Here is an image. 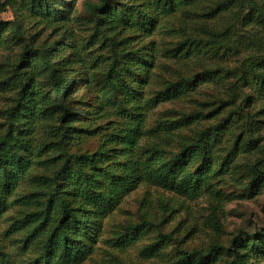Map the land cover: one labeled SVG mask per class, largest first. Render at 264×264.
<instances>
[{
  "label": "trees",
  "instance_id": "1",
  "mask_svg": "<svg viewBox=\"0 0 264 264\" xmlns=\"http://www.w3.org/2000/svg\"><path fill=\"white\" fill-rule=\"evenodd\" d=\"M190 1H84V12L92 28L90 39L110 50L108 70L104 73L108 88L105 93L123 105L126 122L112 132L102 134V144L95 153L79 154L67 150V146L76 138L75 118L67 101L74 77L66 75V59L58 55L71 52L75 62L84 69L85 65L79 60V49L74 48L69 31L65 29L68 17L52 0H34V6L43 16L39 22L59 25L64 30L54 28L61 32L59 37L47 41L41 39L39 32L25 28L21 21L3 20L1 14L8 10L12 1L0 0V48L10 53L18 50L12 73L1 82L2 90L8 94L13 91V94L9 104L0 110L3 120L0 124V205L7 208L10 196L16 194L15 200L25 207L24 215L13 223V227L26 229V245L42 247L35 264L82 260L86 254L83 250L90 248L84 244L80 246L76 239L96 225L95 218L100 209L109 208L121 191L133 186L137 180L187 193L191 199L207 193L217 204H221L224 196L214 180L230 169L235 173L240 172L243 167L238 163L233 165V159L239 153L247 152L253 155L254 161L247 164L249 180L242 188L254 192L264 188V109H249L248 96L244 98L247 100L244 109L231 107L227 115L202 129L198 128L202 120L221 117V111L228 105L233 106L236 97L229 95L208 111H194L183 119L150 129H142V114L132 115L128 112L136 104L133 101V80L128 78L134 73L138 77L141 68L148 66L147 71L145 69L147 73L151 68L142 57L141 49H130L132 45L128 33L152 32L159 15L173 14L178 8L186 9ZM235 2H239L238 17L241 15L245 28L253 27L249 33L256 48L254 52L260 51L262 55L241 69L239 78L242 84L253 87V99L264 101V0H218L214 10H227ZM210 34L211 37L205 39L188 35L187 39L181 41L180 47L221 49L231 45L228 28L223 31L210 30ZM232 72L230 68L217 66L205 69L203 74L205 79L218 81L227 79ZM202 80L199 73L179 77L159 90L150 101L156 104L178 98ZM230 126L234 128L235 137L231 147L222 157L214 156L212 141L217 140ZM40 130L44 131L43 135H40ZM171 142L179 145L177 151L169 149ZM113 148L120 150L111 158L115 166H100L99 163L110 159L108 153ZM41 166L48 169L59 166V169L52 179L47 176L31 177ZM29 175L27 184L34 190L23 197L17 196L22 181ZM162 207L167 208L164 204ZM210 218L214 226L218 229L222 227L217 217L211 215ZM158 225L144 219L131 225L128 230H135L137 235ZM172 239V234H160L158 242L168 244ZM246 249L248 251L245 252ZM251 249L264 252V243L255 235L248 234L242 239L234 238L228 247L216 243L210 245L205 253L181 249L178 264H202L203 258L220 256L222 260L224 255L233 257L227 259L225 264H250ZM148 251H154L153 245L149 246ZM0 264L7 262L1 257Z\"/></svg>",
  "mask_w": 264,
  "mask_h": 264
},
{
  "label": "rangeland",
  "instance_id": "2",
  "mask_svg": "<svg viewBox=\"0 0 264 264\" xmlns=\"http://www.w3.org/2000/svg\"><path fill=\"white\" fill-rule=\"evenodd\" d=\"M11 1L8 10L1 14L3 20L21 21L25 28L39 32L41 39L47 41L57 39L61 33L59 30L64 31L59 25L40 23L43 16L34 6V0ZM52 1L57 3L61 13L68 17L67 23L63 24L66 23L65 29L69 31L70 41L73 42L74 48L79 49L78 58L85 65L84 69L80 63L75 62L71 52L58 55L66 59V75L74 77V85L67 101L75 118L73 125L76 138L67 146V150L71 153L93 154L102 144V134L112 132L126 122L123 105L115 97L105 93L108 88L104 73L108 70L110 50L100 42L90 39L92 28L84 12L85 0ZM217 1L191 0L186 9L178 8L173 14L159 15L158 23L152 32L128 33L131 37L130 49H141L142 57L151 66L149 73L146 72L147 66L139 70L138 77L134 73L128 78L133 80V101L136 102L128 112L132 115L142 114V129L167 125L194 111H208L229 95L236 97V103L221 111V117L202 120L198 125L199 129L219 121L227 115L231 107L239 106L241 110L244 109L247 101L244 98L247 96L250 100L249 109H264L263 100L252 98L253 87L242 84L239 78L241 69L262 56L260 51L254 52L256 48L249 33V29L252 30L253 27L245 28L241 15L238 17L239 2L230 4L227 10L219 12L214 10ZM56 27L58 31L54 30ZM226 28L232 38L228 47H180L181 41L187 39L188 35L205 39L211 37L210 30L223 31ZM10 52L0 48V110L9 104L13 94V91L9 94L4 92L1 83L12 73V64L18 55V50ZM217 66H225L233 72L226 81L205 79L204 70ZM198 73L199 78L203 80L196 87L184 91L178 98L151 103L152 97L171 81ZM1 118L0 114V124L3 121ZM230 127L217 140L212 141L214 156L222 157L231 147L235 137L234 128ZM39 133L43 135L44 131L40 130ZM169 149L177 151L179 145L171 142ZM119 151L118 148L110 150V159L99 165L108 164L114 167L111 158L113 154L120 153ZM252 156L247 152L239 153L233 159V165L241 164L243 169L237 173L230 169L214 180L217 189H220L224 196L221 204H217L207 193L191 199L184 192L152 185L142 179L135 181L133 186L121 191L120 196L109 208L100 209L95 218L96 225L76 239L80 246L84 244L90 248L83 250L86 254L82 256V260L66 261L62 264H178L181 249L205 253L210 245L216 243L228 247L234 238L242 239L248 234L255 235L256 239L264 243V188L256 192L242 188L249 180L247 164L253 163ZM47 169L43 166L31 177L47 176L52 179L59 166ZM29 179L30 175L22 181L23 185L18 189L17 196L23 197L34 190L27 184ZM220 180L223 182L219 183ZM15 195L10 196L7 208L0 205V258L5 259L7 264H35L37 257L42 253V247L26 245V229L13 227V223L24 215L25 208L15 200ZM162 204L167 208L164 209ZM216 205H219L218 208H215ZM211 215L220 220V229L211 222ZM144 219L159 225L150 228L148 232H138L137 235L135 230H128L131 225L141 223ZM160 234H172L174 239L168 244L158 242ZM152 245L154 251L150 252L149 246ZM250 256V264H264V252L251 249ZM57 259L61 258L58 256ZM227 259L231 260L233 257L224 255L221 260L220 256H210L203 258L202 264H225Z\"/></svg>",
  "mask_w": 264,
  "mask_h": 264
}]
</instances>
